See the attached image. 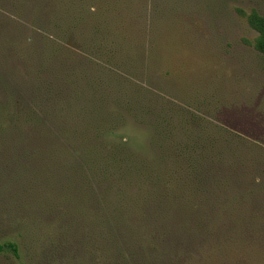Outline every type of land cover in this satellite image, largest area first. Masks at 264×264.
<instances>
[{
    "label": "rangeland",
    "instance_id": "1",
    "mask_svg": "<svg viewBox=\"0 0 264 264\" xmlns=\"http://www.w3.org/2000/svg\"><path fill=\"white\" fill-rule=\"evenodd\" d=\"M239 9L264 0H0V264H264V54ZM199 130L229 139L215 210L164 232L154 196Z\"/></svg>",
    "mask_w": 264,
    "mask_h": 264
},
{
    "label": "trees",
    "instance_id": "2",
    "mask_svg": "<svg viewBox=\"0 0 264 264\" xmlns=\"http://www.w3.org/2000/svg\"><path fill=\"white\" fill-rule=\"evenodd\" d=\"M239 11L258 32L252 44L258 51L264 54V14L257 9H252L250 12L244 9H239ZM202 131L199 130L197 139L193 137L192 142H187L183 146V149H180L183 155L182 160L186 164V172L188 173L186 182L184 184L182 182L181 186L174 185L170 187L168 185L161 190L163 191L161 194L154 196V201L158 200L157 208H155L158 215L157 224L164 232L175 230L176 227H179V222L189 216L200 219L204 213L207 212V215H211L215 210V207L210 205L214 195L212 184L216 180L214 178L215 174L220 173L216 169H219L223 175L227 172L226 167L229 165V162L225 167L223 163L226 160V151L223 149V146L228 145L229 139H225V144L219 145L217 156L213 151L217 145L216 139L209 137V134L204 137ZM203 138L206 139L205 142H203ZM181 166L183 165L181 164ZM182 179L183 177L181 176L180 181ZM202 194L206 195L205 199L209 201V209L207 210H203ZM172 223L175 224V227H171ZM9 248L14 252L18 251L15 243H11Z\"/></svg>",
    "mask_w": 264,
    "mask_h": 264
}]
</instances>
